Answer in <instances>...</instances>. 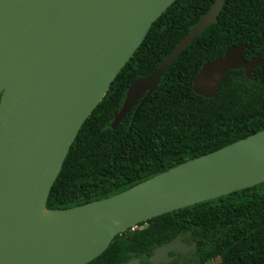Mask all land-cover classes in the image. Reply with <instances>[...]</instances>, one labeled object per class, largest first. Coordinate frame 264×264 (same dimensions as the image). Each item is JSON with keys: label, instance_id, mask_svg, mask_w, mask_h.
<instances>
[{"label": "water", "instance_id": "water-1", "mask_svg": "<svg viewBox=\"0 0 264 264\" xmlns=\"http://www.w3.org/2000/svg\"><path fill=\"white\" fill-rule=\"evenodd\" d=\"M176 0H0V264H87L119 234L162 214L264 182V129L190 159L113 196L48 209L47 201L84 122L140 47L152 24ZM216 0L159 68L130 84L115 129L133 118L180 54L218 21ZM233 45L206 62L194 91L212 98L225 74L243 68L247 78L261 57L245 58ZM45 170L54 171L42 201L45 211L89 215L94 224L59 240L22 232V204ZM50 172V171H49ZM177 235L156 247L152 264L190 248ZM132 259L123 264H140Z\"/></svg>", "mask_w": 264, "mask_h": 264}, {"label": "trees", "instance_id": "trees-1", "mask_svg": "<svg viewBox=\"0 0 264 264\" xmlns=\"http://www.w3.org/2000/svg\"><path fill=\"white\" fill-rule=\"evenodd\" d=\"M216 0H176L81 127L47 201L48 209L83 205L118 194L190 159L264 129V0H225L208 26L173 62L135 119L136 107L112 128L128 87L156 71ZM245 58L261 56L247 78L228 71L214 97L193 89L206 63L233 45ZM177 235L196 242L197 264H264V182L183 207L117 235L87 264L148 258Z\"/></svg>", "mask_w": 264, "mask_h": 264}, {"label": "bare ground", "instance_id": "bare-ground-1", "mask_svg": "<svg viewBox=\"0 0 264 264\" xmlns=\"http://www.w3.org/2000/svg\"><path fill=\"white\" fill-rule=\"evenodd\" d=\"M49 171L42 172L38 181H35L34 189L27 193L22 202L21 230L25 236L26 233L31 234L35 241L40 238L59 240L69 234H76L77 230H87L94 224L89 215H64L42 208V201L54 174V171Z\"/></svg>", "mask_w": 264, "mask_h": 264}, {"label": "flooded vegetation", "instance_id": "flooded-vegetation-1", "mask_svg": "<svg viewBox=\"0 0 264 264\" xmlns=\"http://www.w3.org/2000/svg\"><path fill=\"white\" fill-rule=\"evenodd\" d=\"M258 57H261V56H258ZM180 238H181V240L183 242L187 243L188 246H191L193 244V242H195V241H189V240L183 239L182 237H180ZM196 248L197 247H195V249L190 248L185 254L176 253V252H172V251L169 252L170 259H168L166 264H197V262L195 260ZM132 259H139L140 260V262H139L140 264H144L145 263V262L142 261L141 258H132ZM132 259H130V260H132ZM148 261H149V258H148ZM150 264H152V263L150 262ZM158 264H163V263H158Z\"/></svg>", "mask_w": 264, "mask_h": 264}, {"label": "rangeland", "instance_id": "rangeland-1", "mask_svg": "<svg viewBox=\"0 0 264 264\" xmlns=\"http://www.w3.org/2000/svg\"><path fill=\"white\" fill-rule=\"evenodd\" d=\"M133 229H135V227Z\"/></svg>", "mask_w": 264, "mask_h": 264}]
</instances>
